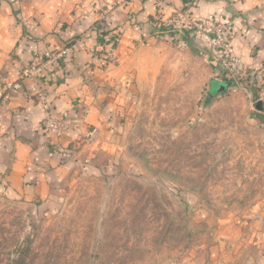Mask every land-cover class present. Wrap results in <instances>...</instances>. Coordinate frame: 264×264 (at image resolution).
<instances>
[{
    "label": "rangeland",
    "instance_id": "1",
    "mask_svg": "<svg viewBox=\"0 0 264 264\" xmlns=\"http://www.w3.org/2000/svg\"><path fill=\"white\" fill-rule=\"evenodd\" d=\"M241 82L211 96L185 70L143 86L61 145L48 200L12 193L0 161V264H264V131Z\"/></svg>",
    "mask_w": 264,
    "mask_h": 264
},
{
    "label": "crops",
    "instance_id": "2",
    "mask_svg": "<svg viewBox=\"0 0 264 264\" xmlns=\"http://www.w3.org/2000/svg\"><path fill=\"white\" fill-rule=\"evenodd\" d=\"M119 1L0 0V161L8 165L12 193L48 200L65 170L61 145L71 148L93 126L106 124L110 112L134 104L153 81L169 85L188 70L208 83L210 95L222 94L216 89L223 84L233 86L220 72L207 36L220 15L231 30L233 52L248 66L241 89L252 99L253 122L264 131V108H256L264 102V0ZM181 10L189 11L193 23L182 50L165 35H153L156 17ZM114 36L119 40L113 43ZM112 48L117 62L105 54ZM60 51V65H48L40 81L20 79L26 66ZM18 81L19 87L9 86ZM44 101L54 117L65 115L70 124L61 137L44 128Z\"/></svg>",
    "mask_w": 264,
    "mask_h": 264
},
{
    "label": "built area",
    "instance_id": "3",
    "mask_svg": "<svg viewBox=\"0 0 264 264\" xmlns=\"http://www.w3.org/2000/svg\"><path fill=\"white\" fill-rule=\"evenodd\" d=\"M132 0H121L119 5H126ZM187 5L193 3V0H187ZM157 25L165 33H170V37L177 41L180 48L188 46L186 35L193 25L189 11L181 10L176 12L172 17L162 19L155 18ZM209 45L215 55L216 60L224 70L225 76L231 80L234 87L242 83L241 81L247 75L248 66L243 62L241 57L236 55L232 50V34L227 24L226 18L223 16L217 17L207 32ZM119 40V36H114L112 42ZM115 50L112 48L108 51L107 57L116 60ZM64 51L56 52L40 62L26 66L21 73L20 79H32L40 81L45 68L52 64L59 66L60 60L64 57ZM10 87H19L20 82L10 83ZM264 95V90H263ZM44 107L47 111L44 119V128L52 135L61 137L69 128L70 124L66 120L65 115L62 118H56L51 115V107L47 101H44Z\"/></svg>",
    "mask_w": 264,
    "mask_h": 264
},
{
    "label": "trees",
    "instance_id": "4",
    "mask_svg": "<svg viewBox=\"0 0 264 264\" xmlns=\"http://www.w3.org/2000/svg\"><path fill=\"white\" fill-rule=\"evenodd\" d=\"M187 1V0H185ZM153 26L155 27V23H153ZM212 100L211 97H209L207 103H209L210 101ZM206 103V104H207ZM29 260V255L28 253H23V255L21 257H19L14 264H30V261Z\"/></svg>",
    "mask_w": 264,
    "mask_h": 264
},
{
    "label": "water",
    "instance_id": "5",
    "mask_svg": "<svg viewBox=\"0 0 264 264\" xmlns=\"http://www.w3.org/2000/svg\"><path fill=\"white\" fill-rule=\"evenodd\" d=\"M230 85H232V84L231 83L223 84L217 90L219 92L226 91L227 87H229ZM211 96H213V95H211ZM256 108L258 110H263V108H264V102H263V100L257 101Z\"/></svg>",
    "mask_w": 264,
    "mask_h": 264
}]
</instances>
